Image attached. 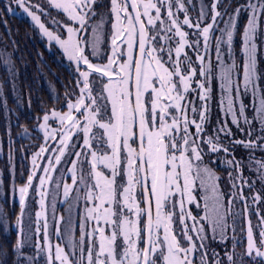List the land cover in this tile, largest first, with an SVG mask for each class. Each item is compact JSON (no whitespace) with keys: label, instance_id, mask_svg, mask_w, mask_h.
Masks as SVG:
<instances>
[{"label":"snow or ice","instance_id":"obj_1","mask_svg":"<svg viewBox=\"0 0 264 264\" xmlns=\"http://www.w3.org/2000/svg\"><path fill=\"white\" fill-rule=\"evenodd\" d=\"M17 9L73 62L78 91L36 118L20 185L10 144L20 211L0 203V235L16 236L0 264H264V0H0ZM0 63L15 91L14 53Z\"/></svg>","mask_w":264,"mask_h":264},{"label":"trees","instance_id":"obj_2","mask_svg":"<svg viewBox=\"0 0 264 264\" xmlns=\"http://www.w3.org/2000/svg\"><path fill=\"white\" fill-rule=\"evenodd\" d=\"M243 2V0H239ZM235 7V3L233 4ZM195 15V13H193ZM0 21H7L6 31L4 23L0 22V50L14 53L15 66L18 69L16 89L12 90L7 83L9 76L5 67L0 63V82L4 83L3 97H0V173L4 179V185L0 188V203L4 210L9 213L12 221L19 213L18 200L13 204L10 196L12 175L9 166V147L14 148L15 182L20 185L25 182L31 167V154L41 142V133L38 129L33 131L37 124V117L42 118L45 112L51 109H65L64 96L66 92L78 91L73 76V66L65 59L63 53L57 48L50 47L45 38L40 35L38 28L27 17L14 14H0ZM242 23L246 19L242 17ZM15 41L16 47H13ZM214 59V56H213ZM264 68V64L261 65ZM218 89L216 94L218 98ZM6 101V107L3 102ZM30 105V106H29ZM218 111L213 102V123ZM18 125H26L32 133L30 137L19 135L22 129ZM11 126V138L8 128ZM40 137V138H38ZM237 138H243L237 134ZM246 155L245 150L237 152V158ZM259 155V153H257ZM217 174L221 177L220 187L225 192L230 191L227 173L223 166L215 165ZM245 175H249L247 170ZM259 188V184L257 185ZM247 192V190H246ZM5 199L7 203H4ZM32 201L31 199L29 202ZM28 202V203H29ZM242 205L237 204L234 211H239ZM264 214V209H262ZM256 223V217H252ZM16 239L15 232L7 237L0 235V243L9 245ZM217 250L220 248L217 246ZM240 251V249H237ZM223 255V252H221ZM12 257L9 255L7 264H11Z\"/></svg>","mask_w":264,"mask_h":264},{"label":"rangeland","instance_id":"obj_3","mask_svg":"<svg viewBox=\"0 0 264 264\" xmlns=\"http://www.w3.org/2000/svg\"><path fill=\"white\" fill-rule=\"evenodd\" d=\"M101 2L104 3L105 5H107L108 0H101ZM13 7H15V6H13ZM50 11L52 12L53 15H58V18H61V19H64L65 21H67V16H66L64 13L60 12L59 14H57V10H55V9H50ZM98 11H99L100 13H102V14H105V15L107 14V8H101V9H98ZM14 13H17V14H19V15L25 16V17H27L29 20H31L30 17H28L25 13H23V10H22V9H17ZM43 19H44V18L42 17V20H43ZM68 23H71V22L68 21ZM108 28L110 29V25L108 26ZM44 38H45L47 44H48L50 47H55V48H57L61 53H63V50L60 49L59 45H56L54 41L51 42V43H49L48 40H47V38H46V37H44ZM64 38H66V33H65ZM89 51H90V49H89ZM63 55H64L65 59L67 60V62H68L70 65H72V66L74 67L73 62H70V61L67 59V57H66V55H65L64 53H63ZM94 62H95V61H94ZM51 110H52V109H51ZM51 110H49V111H47V112L50 113ZM56 110H61V109H56ZM61 111H67V108H65V109H63V110H61ZM55 126H56V123H53V127H55ZM41 135H43V134L41 133ZM41 137H42V136H41ZM41 143H42V138H41V142H40V144H41ZM40 144H39V145H40ZM39 145H38L37 148L34 150V152L38 150ZM49 199H51V198H49ZM60 200H62V196L59 197L58 201H60ZM36 210H38V206H37L36 204H34L32 201H30V202L28 203V212L32 213V218H33V219H34V212H35ZM49 211H50V209H49ZM27 220H28V216H27V214H26V216H25V221H26V223H27Z\"/></svg>","mask_w":264,"mask_h":264},{"label":"flooded vegetation","instance_id":"obj_4","mask_svg":"<svg viewBox=\"0 0 264 264\" xmlns=\"http://www.w3.org/2000/svg\"><path fill=\"white\" fill-rule=\"evenodd\" d=\"M69 183H70V180L68 181ZM58 199H59V197L57 198V214L59 215V214H64L65 216H67V213L66 212H64V209L67 207V205L66 204H63V203H60L59 201H58ZM83 209H81V211H82ZM198 211V210H197Z\"/></svg>","mask_w":264,"mask_h":264}]
</instances>
